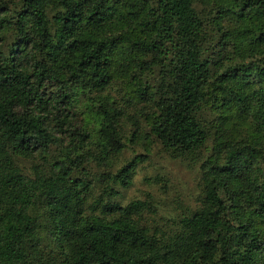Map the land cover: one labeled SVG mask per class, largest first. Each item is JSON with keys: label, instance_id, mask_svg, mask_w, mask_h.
<instances>
[{"label": "trees", "instance_id": "16d2710c", "mask_svg": "<svg viewBox=\"0 0 264 264\" xmlns=\"http://www.w3.org/2000/svg\"><path fill=\"white\" fill-rule=\"evenodd\" d=\"M151 144L180 216L117 200ZM0 264H264V0H0Z\"/></svg>", "mask_w": 264, "mask_h": 264}, {"label": "rangeland", "instance_id": "374dc122", "mask_svg": "<svg viewBox=\"0 0 264 264\" xmlns=\"http://www.w3.org/2000/svg\"><path fill=\"white\" fill-rule=\"evenodd\" d=\"M206 147H210V141ZM135 156H138L137 160ZM120 158L121 165L132 158L136 165L131 184L121 188L117 197L122 204L153 196L156 221L180 216L193 207L198 195L196 167L170 157L157 144L149 145L148 151L141 145L136 146L134 151L129 148Z\"/></svg>", "mask_w": 264, "mask_h": 264}]
</instances>
